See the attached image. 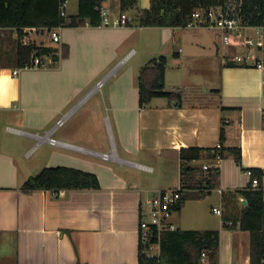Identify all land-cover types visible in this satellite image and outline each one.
<instances>
[{
    "label": "crops",
    "instance_id": "1",
    "mask_svg": "<svg viewBox=\"0 0 264 264\" xmlns=\"http://www.w3.org/2000/svg\"><path fill=\"white\" fill-rule=\"evenodd\" d=\"M145 3L142 0L136 10L148 8L149 1ZM102 5L109 8L110 17L120 12L119 0ZM170 29L174 30L138 25L135 31L132 23L61 27L57 43L44 44L43 39L36 43L24 37L28 43L57 49L58 57H44L42 66L19 68L14 58L0 57V264H138L141 209L150 197H145L148 189L139 186L128 170H156L158 178L167 182L156 192L179 188L180 148L218 144L223 158L204 156L188 164L195 169L200 187L205 186L207 169L217 168L215 187L209 193L216 194L212 210L221 208L222 216L212 212L217 219L208 222L191 205L196 209L193 221L203 227L187 228V203L200 200L191 197L178 211L183 228L170 221L179 229L218 230L219 264H249L248 232L223 224L224 218L240 216L243 199L226 203L222 197L247 186L249 169L264 171L261 70L236 65L229 57L218 63L217 84L207 90L218 91L216 108L179 107L166 97H154L140 106L137 77L151 56L141 60L138 71L134 68L119 78L120 60L106 70L123 44L135 37H143L149 45L159 36L160 45L150 55L165 49L174 42ZM44 31L27 29L35 34ZM6 33L17 37L15 29H0V37ZM180 52L178 48L173 54ZM132 53L135 50L123 57ZM160 56L167 63L166 56ZM113 76L116 80L111 82ZM99 81L102 85L97 87ZM181 81L182 88L173 91L190 88L187 79ZM49 138L61 144H51ZM229 148L240 149V164L226 151ZM104 153L110 157L99 156ZM205 165L209 167L204 169ZM50 167L91 173L99 187L22 190L28 177ZM154 249L158 250L157 245L149 254Z\"/></svg>",
    "mask_w": 264,
    "mask_h": 264
},
{
    "label": "trees",
    "instance_id": "2",
    "mask_svg": "<svg viewBox=\"0 0 264 264\" xmlns=\"http://www.w3.org/2000/svg\"><path fill=\"white\" fill-rule=\"evenodd\" d=\"M67 0H0V29L16 30V47L14 55L15 67L23 68L31 64L34 58L42 60L46 56L58 57L57 49L49 46L26 43L24 37L27 29L34 28L39 32L57 26H99L101 16L99 7L106 0H77V10L73 15H60V6ZM229 0H149L148 8L138 11V24L142 27H181L184 28L190 20L191 13L196 8H208L223 4ZM238 1V0H235ZM242 20L250 26H264V0H241ZM138 0H119L120 12L137 9ZM67 55L63 48L61 56ZM3 55L0 52V57ZM6 57V56H5ZM8 59V58H7ZM166 60L160 56L149 60L140 68L137 77L139 105L147 104L154 97H166L177 106H218V91L210 90L208 95L216 97L210 100L201 97L197 89L184 91H168L164 89V74ZM223 108V107H221ZM223 123V122H222ZM223 140V129L220 131V142ZM224 150L214 148L185 147L180 148V191L174 211H179L185 200L200 197L215 187L218 177L217 168L207 169L205 186L195 178V169L188 163L207 158H223ZM237 164H240V149L229 148ZM250 182L243 189L223 195L222 201L245 200V206L240 216L231 220L238 228L249 234V264H264V186L262 179L264 171L249 169ZM257 179L255 188L251 180ZM99 187L95 175L67 167H50L42 169L37 175L28 177L22 184L24 191L35 189H96ZM197 189L196 193H189ZM223 214V213H222ZM219 231L179 229L162 230L158 234L152 231L147 242H139L138 264H219ZM157 245L156 254H149L151 246Z\"/></svg>",
    "mask_w": 264,
    "mask_h": 264
},
{
    "label": "rangeland",
    "instance_id": "3",
    "mask_svg": "<svg viewBox=\"0 0 264 264\" xmlns=\"http://www.w3.org/2000/svg\"><path fill=\"white\" fill-rule=\"evenodd\" d=\"M146 0L145 6L147 5ZM142 0H139L138 4H141ZM144 6V5H143ZM149 6V5H148ZM144 8V7H143ZM77 10V0H67L65 2V9L67 15H73ZM127 15L132 18V25L137 31L138 27V11L136 9L130 10L127 12ZM137 33V32H136ZM247 37H251L256 42L260 32L256 28L250 27L245 31ZM5 36V37H4ZM3 37H0V52L6 58H14L15 47H16V36H10L9 33H6ZM27 38L34 42L40 43L41 39L44 40V44H52L50 41L47 31L44 33H29L26 34ZM170 37L173 38L174 42H168L165 46V49L160 51H155L150 55L153 47H158L160 45L159 36H157L153 41L149 42V45L146 44L143 37L139 39L135 37L131 40H127L117 55V57L110 63L106 70H110L112 66L119 61L118 65L121 67L116 73V76L119 78L125 72L135 70L138 71V66L145 58V56H151L149 60L157 58L159 54L166 56V80H165V89L168 91H173L174 89H181L182 79H187L186 82H190V88L197 89V93L201 97H207L206 99H216V97H211L208 95L207 90L216 86L215 82L218 81V63L222 62L228 56L226 55V46L220 40L219 34L216 31H212L205 28H181L174 27V30L170 29ZM26 42V41H25ZM28 43V42H26ZM178 48H181L179 56L173 54L174 51H177ZM135 50L136 54L133 53L126 59L123 57L126 53ZM218 50V54H217ZM255 50V49H254ZM123 51V52H122ZM257 53L255 50L254 55ZM122 60V61H121ZM105 70V71H106ZM136 71V72H137ZM105 74V73H104ZM116 80V77L111 78V82ZM106 85L103 88V91L106 90ZM188 87L187 92L189 93ZM99 98L95 96L94 99ZM208 107L216 108V105H210ZM202 161H199L200 165ZM129 175L131 178L136 180L139 183V186L147 188V192L144 194L145 197L152 198L157 194L156 188L163 184L162 186H167V182H162L157 175V172L150 173L144 170L130 169ZM216 197L215 193L204 192L200 197L195 199H200L199 202H188L187 207L184 212V218L186 219L187 228L203 225L196 224L194 220L195 208H192L191 205H196L199 212L203 215L206 221L210 222L211 220L217 219V216L212 214V206L215 203ZM189 199V198H188ZM194 199V198H193ZM214 199V200H213ZM241 206V204L239 205ZM147 220V219H145ZM170 220L177 226L183 228L184 225H179V213L178 211L172 212ZM158 250L154 249L152 253H156ZM204 263V262H203ZM202 263V264H203Z\"/></svg>",
    "mask_w": 264,
    "mask_h": 264
},
{
    "label": "built area",
    "instance_id": "4",
    "mask_svg": "<svg viewBox=\"0 0 264 264\" xmlns=\"http://www.w3.org/2000/svg\"><path fill=\"white\" fill-rule=\"evenodd\" d=\"M241 0H229L223 4L211 6L208 8H196L192 11L190 20L184 28H205L216 31L220 40L228 49L229 61L236 65L254 67L262 72V97L264 98V26H250L242 20L241 16ZM65 3L60 6V15L66 17L64 11ZM101 16V26L105 27H121L132 23V18L127 13L119 12L115 17H110L109 8L101 5L99 7ZM254 27L260 32L257 41L247 37L246 29ZM61 26L53 27L48 30V35L52 42L57 43L60 40ZM257 53L254 55L255 50ZM44 63L39 58H34L31 64L23 68L42 66ZM17 71H14V74ZM102 85V81L97 83V87ZM262 123L264 127V105L262 106ZM62 120L58 121L61 125ZM51 132V131H50ZM48 132V134L50 133ZM51 144H61L54 138H49ZM216 148H220L218 144ZM104 159H108L110 155L107 153L99 154ZM139 166V165H138ZM140 167V166H139ZM205 165L203 168L207 169ZM146 169V167H143ZM250 175V172H247ZM253 188L257 186V179L251 180ZM179 188L162 189L155 196L148 199L141 209L140 221V240L147 242L151 232L154 230L157 234L162 230H175V225L170 221V216L174 212V208L179 199ZM221 193V190H219ZM212 212L218 216H222L221 208H214ZM147 219V220H145ZM227 226H238L231 220L223 222ZM152 248V246H151Z\"/></svg>",
    "mask_w": 264,
    "mask_h": 264
},
{
    "label": "water",
    "instance_id": "5",
    "mask_svg": "<svg viewBox=\"0 0 264 264\" xmlns=\"http://www.w3.org/2000/svg\"><path fill=\"white\" fill-rule=\"evenodd\" d=\"M242 203L245 204V200H242Z\"/></svg>",
    "mask_w": 264,
    "mask_h": 264
}]
</instances>
